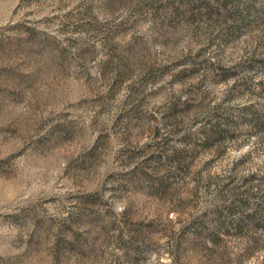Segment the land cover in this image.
<instances>
[{
    "label": "rangeland",
    "instance_id": "374dc122",
    "mask_svg": "<svg viewBox=\"0 0 264 264\" xmlns=\"http://www.w3.org/2000/svg\"><path fill=\"white\" fill-rule=\"evenodd\" d=\"M0 264H264V0H0Z\"/></svg>",
    "mask_w": 264,
    "mask_h": 264
}]
</instances>
